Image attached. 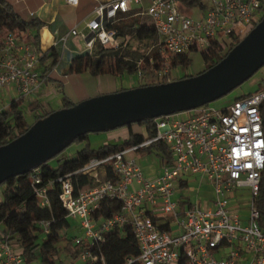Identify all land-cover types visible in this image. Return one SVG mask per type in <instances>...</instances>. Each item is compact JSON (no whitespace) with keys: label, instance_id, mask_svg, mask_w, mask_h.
I'll return each instance as SVG.
<instances>
[{"label":"built area","instance_id":"built-area-1","mask_svg":"<svg viewBox=\"0 0 264 264\" xmlns=\"http://www.w3.org/2000/svg\"><path fill=\"white\" fill-rule=\"evenodd\" d=\"M77 4L79 0H66ZM264 0H98L92 17L83 31L76 27L58 35L53 46H64L69 34L85 40L91 51L95 43L117 47L123 37L107 25L122 13L135 10L147 15L155 28L156 39L150 48L165 55L185 53L192 49L206 50L214 45H226L241 39L262 15ZM195 10L201 11L194 16ZM42 51L32 40L19 39L15 32L0 35V89L14 86L23 99L37 92L44 72L37 66ZM169 71L163 65L156 72L160 78ZM141 75V69H137ZM170 81V75L167 76ZM264 87L241 95L223 107L205 103L194 108L153 117L155 132L141 142L119 149L105 156H93L77 170H90L108 164L113 178L74 193L65 173L41 183L40 165L31 173L33 193L41 206L49 205L48 190L54 181L61 182L59 199L68 216L79 218L81 234L73 237L81 244L103 239L111 227L128 223L139 245V255L128 261L142 264H177L183 251V264H264V229L258 223L259 210L255 197L260 174L264 167V130L260 103ZM4 108V107H3ZM2 109V108H1ZM186 112L187 115H183ZM163 140L171 155V162L163 164L161 172L148 177L137 159V149ZM201 173L211 183L215 198L212 204L197 206V202L173 198L178 177ZM240 186L250 193L249 212L243 220L238 203L229 199ZM103 197L118 198L122 205L110 217L92 215ZM162 211L175 216L177 226H159L154 213ZM130 214V216H128ZM46 232L49 220H40ZM95 258L87 248L80 249L77 259ZM0 264H32L8 238L0 236Z\"/></svg>","mask_w":264,"mask_h":264},{"label":"trees","instance_id":"trees-1","mask_svg":"<svg viewBox=\"0 0 264 264\" xmlns=\"http://www.w3.org/2000/svg\"><path fill=\"white\" fill-rule=\"evenodd\" d=\"M262 8L261 17L264 15V5ZM42 25L43 21L37 17H22L9 0H0V35L4 31H13L19 39L32 40L40 48L39 28ZM107 25L114 28L116 34L123 37V41L117 47H105L100 43H95L91 51L85 50L76 53L69 64L68 69L70 71L89 69L94 74H117L137 72V69L140 68L143 77L146 72L151 73L150 79L140 84L144 85L168 81L167 76L170 75L173 67L177 65L187 66L190 63L187 52L172 54L166 60L165 55L154 48H150L157 35L151 19L147 15L135 14V10H131L119 15L116 21L107 22ZM239 40L237 38L229 41L227 47H225L226 45H214L206 50L201 49L204 58L208 61L207 67L221 59ZM128 43L135 46L137 55L126 56L124 51ZM140 44L143 45L142 48ZM50 57V63L47 64L48 69L58 61V52L55 46H51L43 52V60ZM163 65H167L169 71L166 75L157 78L156 72ZM261 67L264 68V63ZM190 75L193 74H184L178 78ZM172 79L176 78L171 77ZM263 87L259 83L257 89ZM20 102L21 99H13L9 103L8 109H0V144L6 143L21 134L31 124L19 108ZM70 104L66 103V106ZM28 106L34 109L38 105L36 101H32L28 102ZM49 112L39 114L37 118L43 117ZM260 112L264 130V98L260 103ZM136 123L143 125L145 131H130L127 137L115 142H105L97 148H91L89 141H87L84 146L77 149L69 157L60 160L55 166L51 165L48 160L42 163L39 166L41 183L43 184L47 179H55L65 173H70L69 178L76 194L100 181L113 178L114 172L108 164L90 170L77 169L93 156L100 157L111 154L141 142L154 134L153 118H144ZM125 125H131V123ZM82 138H87V133L78 135L72 141ZM137 151L144 154L154 152L160 157L162 164L171 162L172 159V155L163 140L154 141L147 146L138 148ZM31 182L30 171L7 177L1 183L3 184V197L0 201V236L8 238L10 243L21 250L27 259L37 260V264H142L139 260L128 261L129 258L137 257L140 251L136 237L128 223L123 226L115 225L106 230L103 233V239H92L81 244L75 243L73 241L75 235L69 231L68 211L58 196L61 182L54 181L53 186L49 188L50 204L45 206L39 204L33 193ZM121 205L122 202L118 198L103 197L93 210L92 215L96 219L110 217L120 210ZM255 205L259 210L258 223L264 229V167L260 174ZM40 220L50 221L48 231H43L38 223ZM159 226L169 229L168 222H160ZM82 248L89 249L95 258L77 261L78 253ZM67 257L71 259L68 263L66 262ZM184 260L185 256L181 251L177 264H183Z\"/></svg>","mask_w":264,"mask_h":264},{"label":"water","instance_id":"water-1","mask_svg":"<svg viewBox=\"0 0 264 264\" xmlns=\"http://www.w3.org/2000/svg\"><path fill=\"white\" fill-rule=\"evenodd\" d=\"M264 63V15L217 62L182 78L100 93L54 109L0 144V184L31 171L78 135L188 110L226 94Z\"/></svg>","mask_w":264,"mask_h":264},{"label":"rangeland","instance_id":"rangeland-1","mask_svg":"<svg viewBox=\"0 0 264 264\" xmlns=\"http://www.w3.org/2000/svg\"><path fill=\"white\" fill-rule=\"evenodd\" d=\"M263 13V11H262ZM194 16H200L201 11L195 10L193 13ZM224 40L229 42L228 37H224ZM131 42V41H130ZM142 48L143 45L140 44ZM227 47V44L226 46ZM127 57L137 55V51L135 50V46L131 43H128L126 46V50L124 51ZM187 56L190 58V63L187 66L177 65L171 69L170 77L178 78L184 74H196L203 69H205L208 65V61L204 58L202 54V50L200 49H192L187 51ZM151 73L146 72L145 76L139 75L137 72H123L117 74H98L95 75L89 69H84L82 71H70L68 68L64 73H61V81L63 83L69 77L67 83H65V89L60 91L57 98L50 100V106L54 109H57L58 106L65 102L64 100L67 98H72L73 100L80 101L81 99L91 97L100 93L112 92L115 90L129 88L133 86L140 85L141 83L147 82L150 79ZM48 83V80L46 81ZM259 83L264 86V68H258L250 77L244 80L242 83L237 85L235 88L227 92L226 94L212 100L209 104L215 107H223L229 103H231L234 98L240 94H247L249 92L255 91ZM102 86V89H100ZM87 95L86 97L78 99L77 96ZM19 97V92L15 89L14 86L8 88L0 89V109L4 107V109H8L9 103L11 100ZM26 99L21 100L19 104V108L23 111L24 116L26 117L29 123H32L35 117L43 112V107L39 108L37 111H31L26 105ZM60 108V107H59ZM36 112V113H35ZM183 115H187L186 112H183ZM134 123V122H133ZM135 125H140L135 122ZM115 129V130H114ZM121 129V126L100 130V131H90L87 133V138H82L78 140L72 141L66 147H64L61 151L53 155L48 159L49 163L53 166L57 165V163L63 158L69 157L73 152L77 149L81 148L89 141V146L91 148H97L99 145L105 142H115L121 140L122 137H109L108 131H116V133L120 134L117 130ZM139 152H137V155ZM149 154L150 160L154 162L153 171L154 174L158 173L163 164L160 160V157L154 152L142 153V155ZM140 155V154H139ZM138 155V156H139ZM138 159V158H137ZM138 162L141 164V160L138 159ZM190 185L185 186H177L173 193V198L176 200H189L191 202H197V206H206L208 204H212L215 193L213 187L209 181L206 179L199 180L190 176ZM3 190V184H0V201L2 200L1 193ZM249 199L250 193L246 186H240L233 193V196L229 199L231 204L238 203V212L241 218L244 220L249 212ZM157 222L160 223L162 221H170L173 229L177 226L175 222V216L172 213H166L162 211H157L154 213ZM130 216V214H128ZM70 227L69 231H71L74 235H77L79 231H82L79 226V218H74L69 216ZM66 262H70V258H66ZM32 264H37V260H31Z\"/></svg>","mask_w":264,"mask_h":264},{"label":"crops","instance_id":"crops-1","mask_svg":"<svg viewBox=\"0 0 264 264\" xmlns=\"http://www.w3.org/2000/svg\"><path fill=\"white\" fill-rule=\"evenodd\" d=\"M15 10L24 18L29 17H37L43 21V25L39 28V47L43 52L49 49V47L53 46L54 39L63 33L68 32L71 28L76 27L77 29L83 31L85 29V23L92 17V9L98 2V0H79L77 4L73 5L68 3L66 0H9ZM56 51L58 52V61L57 63L51 67L47 68V64L50 63L51 57L47 59L40 58L37 68L44 72V79L39 88V90L30 96H26V105L28 106V102L36 101L37 107L34 109L28 108L31 111H37L39 108L43 107V112L52 111L54 108L50 106V100L57 98L58 94H60L62 90H64L65 83L68 82L69 77L63 83L61 81V73H64L67 68H69V64L73 55L79 52L85 51V40L79 35L69 34L64 46H56ZM108 74V73H101ZM98 75V74H95ZM48 80V83L46 81ZM102 89V86H100ZM241 95V94H240ZM87 95L77 96L78 99L86 97ZM23 98V99H24ZM21 99V100H23ZM63 104L59 107L66 106V103L70 104L75 102L72 98H67L64 100ZM36 113V112H35ZM39 115V114H38ZM38 115L35 117L37 119ZM26 118V117H25ZM27 120V119H26ZM115 130V129H114ZM120 134L116 133V131H108L109 137H122L125 138L128 136L130 131L134 132H144L143 125H135V123H131V125H122L121 129L117 130ZM121 138V139H122ZM140 154V155H139ZM139 156L137 158L141 160V167L143 172L148 177H155L158 175L161 170L154 174L153 164L154 162L150 160L149 154L142 155L139 152ZM190 176L193 178L203 180L205 177L201 173H191L184 175L182 177H178L176 179L175 185L177 186H185L190 185ZM1 197L3 194L1 193ZM185 201L189 200H180L179 207L182 209L186 206ZM157 220V219H156ZM100 222V219L96 220V226ZM168 222L171 226L170 221H162ZM80 226V225H79ZM80 229L81 226H80ZM1 230V224H0ZM82 231H79L76 234H81ZM80 261V260H77Z\"/></svg>","mask_w":264,"mask_h":264}]
</instances>
